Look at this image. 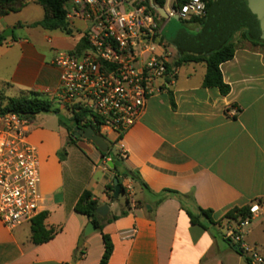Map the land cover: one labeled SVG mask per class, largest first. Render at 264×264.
<instances>
[{
    "label": "crops",
    "instance_id": "1",
    "mask_svg": "<svg viewBox=\"0 0 264 264\" xmlns=\"http://www.w3.org/2000/svg\"><path fill=\"white\" fill-rule=\"evenodd\" d=\"M235 1L213 0L201 24L192 17L182 21L188 30L180 29L172 38L176 51L163 36L171 19L161 18L162 44L170 61L178 53H208L232 37L234 56L220 66L229 93L222 96L202 86L204 64L178 67L173 83L149 98L139 122L113 142L121 158L118 172H135L147 189L122 178L131 210L104 226L113 244L108 264H249L229 238L236 224L223 218L233 208L264 200V45L244 40L238 31L245 27L227 35ZM174 2L170 0L172 8ZM149 6L158 7L154 0ZM43 18V8L33 1L0 17V36L12 32L0 41L4 93H35L50 100L56 89L59 72L52 59L58 51H75L81 37L76 44L68 41L77 33L74 23L72 36L32 27ZM28 141L39 159L44 225L55 234L35 246L29 225L9 230L0 222V264H99L101 234L96 231L81 241L90 222L74 208L89 191L109 207L107 216L126 210L124 198L109 201L106 195L115 178L107 159L84 138L70 140L62 125L60 131L33 129L31 121ZM197 208L211 210L221 224L207 225L206 230L191 225L184 209L195 214ZM241 245L264 256V212L253 215L243 228Z\"/></svg>",
    "mask_w": 264,
    "mask_h": 264
},
{
    "label": "built area",
    "instance_id": "2",
    "mask_svg": "<svg viewBox=\"0 0 264 264\" xmlns=\"http://www.w3.org/2000/svg\"><path fill=\"white\" fill-rule=\"evenodd\" d=\"M65 10L69 24H83L85 48L55 53L51 64L59 78L50 101L85 111L80 126L121 138L139 122L146 101L175 79L177 68L160 41L161 18L149 0H71ZM167 13L170 19L202 17L205 0H186ZM30 126L21 115L0 112V222L9 230L29 225L41 213L39 159L28 141ZM249 211L252 216L264 212V201L252 203ZM248 223L236 224L229 238L249 264H264L258 251L241 245Z\"/></svg>",
    "mask_w": 264,
    "mask_h": 264
},
{
    "label": "trees",
    "instance_id": "3",
    "mask_svg": "<svg viewBox=\"0 0 264 264\" xmlns=\"http://www.w3.org/2000/svg\"><path fill=\"white\" fill-rule=\"evenodd\" d=\"M35 2L39 4L44 10V18L41 22L35 23L32 27H41L44 30L54 31L59 30L67 36L73 35V30L70 24L66 20V10L65 6L71 0H0V17H4L10 13H17L21 11L29 2ZM166 0H154V2L158 5V7H164ZM186 2V0H175L173 4V8L178 10L181 6ZM214 2L213 0H205V14L212 8ZM152 11L151 9H149ZM204 14V15H205ZM192 17L193 22L201 24L203 22V17ZM238 32L242 34V38L248 42H250L253 46L264 45V41H258L251 38L249 31L247 28H241ZM4 37L0 36V41L3 40ZM162 42V37L160 38ZM85 48V41L80 39L78 46L76 48V52H80ZM235 48L232 43V37L219 48L210 51L208 53L202 54H193V53H178V57L174 61H170V65L172 67L178 68L186 64H204L206 68V73L203 79L202 86L204 88H215L219 91L220 95L226 96L229 93V86L223 82L222 75L220 72V66L230 61L234 56ZM72 117L70 119L69 124H65L60 120V125L67 128L70 136V140L78 138L75 137L74 128L78 127L82 130L88 128V126H80V121L85 116L86 112L81 111L79 113H75L72 109ZM0 112H10L17 115H21L26 119L32 121L36 115L41 113H55L53 110V103L50 100L41 98L38 94L28 93L27 95H21L15 98H9L5 96L4 90L0 89ZM121 138L115 139L114 142L119 141ZM102 158H105V155L101 154ZM110 159L114 165L112 172L115 174V178L117 179H127L129 178L134 183H137L141 186L142 189H147V186L141 181L138 174L135 172H131L126 169L124 172H118V165L121 161L119 155L112 156L110 155ZM114 178V179H115ZM120 188V196H123L126 210L121 211L118 216H106L100 217L96 214V210L101 206L99 201L93 197V195L89 191H84L74 210L76 213L83 215L87 218V220L93 224L96 228V231L101 234V238L104 245V252L101 257L99 264H108V261L113 252V244L109 235L103 233L104 226L106 224H110L120 217L126 216L130 208V199L128 198L126 188L122 185V181L119 182ZM113 191L114 184L111 183L105 189L106 195L109 201L113 200ZM168 192V191H167ZM119 197L114 200L117 201ZM162 199H159L158 202H161ZM264 200H257L255 202L261 203ZM182 206V205H181ZM250 206H245L242 208H233L228 211L224 220L229 222H233L234 224H241L245 221H250L252 219V215L249 211ZM185 213L189 218V222L191 225H196L201 227L202 229H207V225L216 226L220 225L222 219L214 220L213 212L211 210H203L201 208L196 209V213L193 214L189 210L184 209ZM47 217V213H40L36 218H34L30 224V241L33 245L38 246L50 241L55 232L53 230H47L44 225V221ZM206 223H204V222ZM238 253H242L239 250H236Z\"/></svg>",
    "mask_w": 264,
    "mask_h": 264
},
{
    "label": "water",
    "instance_id": "4",
    "mask_svg": "<svg viewBox=\"0 0 264 264\" xmlns=\"http://www.w3.org/2000/svg\"><path fill=\"white\" fill-rule=\"evenodd\" d=\"M235 2L237 7L235 8V15L233 16L234 22L231 27L227 29V35L232 34L239 27H245L248 29L251 38L258 41H264V0H236ZM170 8V0H167V4L162 8L153 6L155 12L163 20H170L167 13ZM172 19L179 20L177 17H173ZM11 33V30H8V32L3 33V37L7 38L9 35H11ZM74 132L76 138H84L85 140L89 141L101 154L105 155V158L107 159V166L113 169L114 165L110 160L109 145L101 135H99L91 127H88L85 130L75 127ZM120 181H122V178H115L113 180V201L116 200L120 195ZM108 212L109 207L106 205L100 206L96 210V214L100 217H106ZM95 232L96 228L93 226V224L88 223L83 232L81 241L83 238Z\"/></svg>",
    "mask_w": 264,
    "mask_h": 264
},
{
    "label": "rangeland",
    "instance_id": "5",
    "mask_svg": "<svg viewBox=\"0 0 264 264\" xmlns=\"http://www.w3.org/2000/svg\"><path fill=\"white\" fill-rule=\"evenodd\" d=\"M184 20H175L171 19L170 22L168 23L167 29L164 31L163 36L164 40L169 43V47L172 51H176V47L172 44V38L175 36V34L180 30V29H187V24L182 22ZM74 24L72 25L73 29L77 31L75 34L74 38H70L68 41L71 42L72 44H76L78 39L80 38L81 34L83 32V24L80 22H73ZM165 37V35H167ZM186 66H183L182 70L186 69ZM198 73L202 71L201 67H197ZM0 89H3L2 86H0ZM6 97L9 98H15L19 97L20 95L17 96V94L13 93L12 91L6 90L5 93ZM53 110L55 113H41L39 115H36L34 117L33 121V129L36 128H44L48 130H55V131H60V120L64 122L65 124H69L70 119L72 117V113L69 108L60 105L57 102H53ZM102 138L107 142L109 145V152L112 156H115L118 153V146L113 143L116 135L113 133L109 132H103L101 133ZM120 199H123V196H120ZM229 225H232L231 223ZM27 228V227H26Z\"/></svg>",
    "mask_w": 264,
    "mask_h": 264
}]
</instances>
